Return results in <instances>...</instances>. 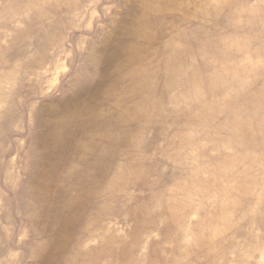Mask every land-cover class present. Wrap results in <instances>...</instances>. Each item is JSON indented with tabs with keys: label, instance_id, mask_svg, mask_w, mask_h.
I'll use <instances>...</instances> for the list:
<instances>
[{
	"label": "rangeland",
	"instance_id": "374dc122",
	"mask_svg": "<svg viewBox=\"0 0 264 264\" xmlns=\"http://www.w3.org/2000/svg\"><path fill=\"white\" fill-rule=\"evenodd\" d=\"M0 264H264V0H0Z\"/></svg>",
	"mask_w": 264,
	"mask_h": 264
}]
</instances>
